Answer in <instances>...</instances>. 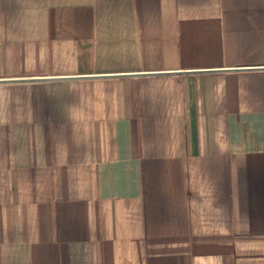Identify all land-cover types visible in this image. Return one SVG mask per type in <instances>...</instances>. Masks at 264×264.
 <instances>
[{
  "label": "crops",
  "instance_id": "obj_1",
  "mask_svg": "<svg viewBox=\"0 0 264 264\" xmlns=\"http://www.w3.org/2000/svg\"><path fill=\"white\" fill-rule=\"evenodd\" d=\"M256 67L264 0H0V79L67 78L0 84V264H264Z\"/></svg>",
  "mask_w": 264,
  "mask_h": 264
},
{
  "label": "water",
  "instance_id": "obj_2",
  "mask_svg": "<svg viewBox=\"0 0 264 264\" xmlns=\"http://www.w3.org/2000/svg\"><path fill=\"white\" fill-rule=\"evenodd\" d=\"M248 71V70H264V67H256V68H237V69H228L223 70L222 72L228 71ZM215 71H188V72H177V73H148L142 75H172V74H201V73H211ZM142 75H115L112 77H127V76H142ZM80 78V77H79ZM81 78H90V77H81ZM96 78V77H92ZM100 78V77H97ZM67 78H32V79H0V84H8V83H26V82H44V81H55V80H65Z\"/></svg>",
  "mask_w": 264,
  "mask_h": 264
}]
</instances>
